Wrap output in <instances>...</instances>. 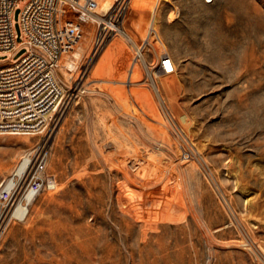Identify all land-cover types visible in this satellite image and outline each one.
<instances>
[{"label": "rangeland", "instance_id": "obj_1", "mask_svg": "<svg viewBox=\"0 0 264 264\" xmlns=\"http://www.w3.org/2000/svg\"><path fill=\"white\" fill-rule=\"evenodd\" d=\"M153 10L169 73L148 66L162 51L146 45L130 77L121 30L128 22L146 44ZM19 15L15 6L18 43ZM91 15L78 67L83 36L66 54L67 78L53 71L63 98L45 126L0 131V191L25 157L44 158L55 180L25 218L12 211L28 176L0 199V264H264V0H128L106 36L103 14ZM107 56L124 66L118 75L95 72ZM135 104L158 124L136 119Z\"/></svg>", "mask_w": 264, "mask_h": 264}, {"label": "built area", "instance_id": "obj_2", "mask_svg": "<svg viewBox=\"0 0 264 264\" xmlns=\"http://www.w3.org/2000/svg\"><path fill=\"white\" fill-rule=\"evenodd\" d=\"M128 0H115L98 22V33H117L124 20ZM15 6L20 8L21 42L12 28ZM95 0H0V54L13 53L19 45L29 50L15 62L0 64V131L33 133L42 129L50 114L63 98L53 70L62 55L74 49L89 22L81 16L94 12ZM171 58L159 54L155 64L148 66L159 74H168L165 66ZM45 161L28 162L25 176L28 183L23 198L34 199L45 187L54 188L53 177H43ZM11 191V190H10ZM10 191L2 189L0 199Z\"/></svg>", "mask_w": 264, "mask_h": 264}, {"label": "bare ground", "instance_id": "obj_3", "mask_svg": "<svg viewBox=\"0 0 264 264\" xmlns=\"http://www.w3.org/2000/svg\"><path fill=\"white\" fill-rule=\"evenodd\" d=\"M80 1V4H83L84 3V0H79ZM96 3H97V7L96 9L94 10V12H88V11H84L83 14L81 15L83 18H88V17H91L93 13H100V14H104L105 12H107L109 10V8L111 7V5L113 4V1L115 0H95ZM155 11L153 10L151 13H150V16H149V22H148V26H147V30H146V35L144 37V40L146 42V44H143L141 46H139L137 44V42H135V40L133 39L132 37V28H130L129 26V23L126 22L124 23L123 25V29L121 30V34L128 40L131 42V44L133 45V51H134V58H131V59H134V62H133V65L131 67V71L129 73V76H137L139 75V66L137 64V61L139 60L142 64H146L145 62V58L142 54V49L146 46V45H149L154 51H156V53L158 52H161L164 48L162 42H161V39L159 38V36L157 35V32H156V29H155ZM95 30V29H94ZM134 32V31H133ZM93 28L89 29L88 32L85 33V36H83L84 38V42H83V48L81 50V52H79L77 54L76 57H74V59L72 60V63H73V68L76 69V67H78L79 63L81 62V60L83 59L84 55H85V52L88 50V48L91 46V40L93 39ZM144 42V41H143ZM99 45V44H98ZM91 51V50H90ZM93 52V51H92ZM164 52V51H162ZM161 52V53H162ZM91 53V52H90ZM160 53V54H161ZM124 57V56H123ZM67 56L66 54L62 55L61 58L57 61V65L56 67L58 66L59 67V71L61 72V75L63 78H67V71L65 70L64 66H65V60H66ZM128 58V57H127ZM86 59V57H85ZM121 62L122 59H121ZM118 64V63H117ZM116 64V65H117ZM113 66V61H112V58H110V56H107V59L105 61V63L101 65H98L97 68L95 69V72L97 74H99V72H101V70L103 69L102 67H104L105 70H109L111 73H116L118 75L119 71L121 68H123L124 66ZM119 65V64H118ZM55 67V68H56ZM54 68V69H55ZM147 69V68H146ZM54 71V70H53ZM143 74V73H142ZM54 75V74H53ZM113 75V74H112ZM149 76V75H148ZM131 81V79H129ZM133 80V78H132ZM107 81V80H106ZM105 81V82H106ZM129 81V82H130ZM109 83V82H108ZM135 83V82H134ZM112 84V83H111ZM130 84V83H129ZM117 85V84H115ZM114 85V86H115ZM119 85V84H118ZM122 86V85H121ZM118 87V86H117ZM131 87V86H130ZM109 88V87H108ZM119 88V87H118ZM121 88V87H120ZM130 90V89H129ZM128 90V91H129ZM123 91V90H122ZM125 94V92H124ZM133 96V95H131ZM130 96V97H131ZM150 97V96H149ZM127 98V97H126ZM148 99V98H147ZM127 100V99H126ZM131 100H133L131 98ZM134 101V100H133ZM152 101V100H151ZM155 101V99H154ZM132 102V101H130ZM135 102V101H134ZM157 101H155L156 103ZM139 103V102H138ZM154 103V104H155ZM133 104V103H132ZM148 104L153 107L152 103L149 102L148 100ZM157 104V103H156ZM136 105V104H135ZM134 107V106H133ZM136 108L139 112H136V119H138L140 122L146 124L148 127L150 126H154L153 123H157V119H154L153 116L151 115H147L145 113H141V104L139 106L136 105ZM135 108V110H136ZM134 110V109H133ZM146 112V111H145ZM158 124V123H157ZM152 126V127H153ZM151 129V128H150ZM169 133V131H167ZM173 135V134H172ZM171 136V135H170ZM168 138H171L169 137L168 135ZM173 140V138H172ZM28 162H29V159L28 157L26 158H23L22 161L18 164V166L15 168V170L13 171L12 175L9 176L8 178H6L4 180V183H3V189L6 190V191H10L12 190L16 185L17 183L24 178L25 176V169L28 165ZM35 199V198H34ZM34 199H32L30 196H27L26 198H23V197H20L16 203L14 204V208H13V211H12V216L14 217H17V218H25L26 215L28 214V206L29 204H31ZM190 209V207H189ZM191 210V209H190ZM199 223V221H197Z\"/></svg>", "mask_w": 264, "mask_h": 264}]
</instances>
